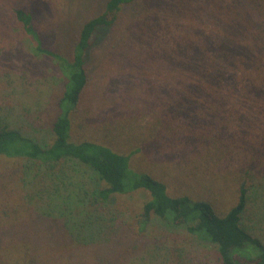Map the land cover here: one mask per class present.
I'll list each match as a JSON object with an SVG mask.
<instances>
[{
    "label": "rangeland",
    "instance_id": "374dc122",
    "mask_svg": "<svg viewBox=\"0 0 264 264\" xmlns=\"http://www.w3.org/2000/svg\"><path fill=\"white\" fill-rule=\"evenodd\" d=\"M106 1L0 0V129L49 143L64 81L55 60L39 53L15 21V9L31 14L45 47L71 57L78 30L102 14ZM242 8L239 0L124 6L92 48L89 85L71 114V134L134 151V169L164 181L172 195L210 201L219 213L236 203L248 180L245 225L264 240V95H244L246 88L230 77L235 61L218 52L224 26L245 16ZM261 75L264 80V70ZM55 170L0 158V233L36 211L70 229L85 219L95 242L115 246L120 264H221L216 245L183 226L153 217L142 229L147 190L92 203L96 178L90 170L74 162Z\"/></svg>",
    "mask_w": 264,
    "mask_h": 264
},
{
    "label": "trees",
    "instance_id": "16d2710c",
    "mask_svg": "<svg viewBox=\"0 0 264 264\" xmlns=\"http://www.w3.org/2000/svg\"><path fill=\"white\" fill-rule=\"evenodd\" d=\"M135 1L107 0L102 14L91 16L78 30L71 57L45 47L31 14L15 9V21L21 22L39 53L55 60L64 81L55 102L57 113L51 123V141L46 144L19 129L4 127L0 129V158L24 160L39 171L44 168L50 172L70 162L81 164L96 178V188L89 197L92 203H106L116 194L147 190L150 198L138 218L142 229L156 217L166 225L183 226L199 239L215 244L221 264H264V240L250 232L244 221L250 199L248 180L241 183L236 203L219 213L210 201L188 194L172 195L164 181L134 169L130 162L134 151L122 153L101 141L72 137L71 114L89 85L88 64L95 41L114 25L116 14ZM239 2L245 16L224 26L218 52L223 60L235 61L230 77L246 88L244 95L262 96L264 80L259 75L263 76L264 70V0ZM208 58H204L205 63H210ZM246 73L253 74V78L248 76L245 81ZM221 76L229 79L222 72ZM14 221L6 233H0V264H120L115 246L95 242L96 234L92 238L87 233L85 219H78L71 229L68 222L36 211ZM77 227L85 228L76 233ZM5 237L12 241H5Z\"/></svg>",
    "mask_w": 264,
    "mask_h": 264
}]
</instances>
